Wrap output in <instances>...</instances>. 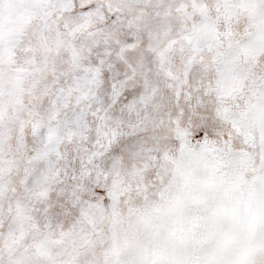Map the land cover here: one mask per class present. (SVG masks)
Returning <instances> with one entry per match:
<instances>
[{"label": "snow or ice", "instance_id": "obj_1", "mask_svg": "<svg viewBox=\"0 0 264 264\" xmlns=\"http://www.w3.org/2000/svg\"><path fill=\"white\" fill-rule=\"evenodd\" d=\"M0 264H264V0H0Z\"/></svg>", "mask_w": 264, "mask_h": 264}]
</instances>
